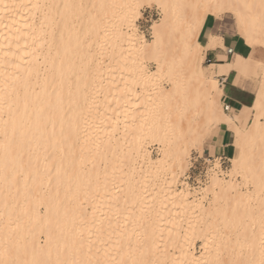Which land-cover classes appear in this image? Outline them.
Segmentation results:
<instances>
[{
	"label": "bare ground",
	"instance_id": "1",
	"mask_svg": "<svg viewBox=\"0 0 264 264\" xmlns=\"http://www.w3.org/2000/svg\"><path fill=\"white\" fill-rule=\"evenodd\" d=\"M93 6H100L99 15L90 13L89 27L78 24L97 45L92 54L73 27L78 0H0V261L259 264L264 64L259 77L244 74L260 89L243 130L224 110L220 81L203 77L201 66L208 51L223 46L212 26L227 14L251 48H264V0H99ZM154 6L161 19L148 41L136 24L142 9ZM75 53L86 58L97 82L82 119L76 107L82 110L85 98L71 86L79 68ZM107 53L114 54L115 71L114 63L104 65ZM47 118L55 130L50 123L41 137L37 124ZM224 124L236 132L232 169L227 155H214L202 198L186 184L179 190L190 152H202L209 133ZM153 142L163 152L158 161ZM163 171L171 175L160 182ZM196 238L203 241L199 256Z\"/></svg>",
	"mask_w": 264,
	"mask_h": 264
},
{
	"label": "crops",
	"instance_id": "2",
	"mask_svg": "<svg viewBox=\"0 0 264 264\" xmlns=\"http://www.w3.org/2000/svg\"><path fill=\"white\" fill-rule=\"evenodd\" d=\"M212 35L218 37L223 46L220 45L210 50L214 51L210 54H213V59L209 60V64L204 66L202 64L201 74L207 79L220 81L221 102L224 110L233 123L240 130H243V127L251 122L255 103V92L251 86L253 82L244 74L256 75L249 71V65L253 61L258 62V66L261 65V61H259L261 48H251L247 44L239 35L234 18L229 14L214 22ZM232 51L233 53H231ZM237 62H242L243 68L239 67L237 69L235 66ZM235 139V130L228 128L226 124L221 125L206 137L204 151L209 155L231 156L234 151L233 143Z\"/></svg>",
	"mask_w": 264,
	"mask_h": 264
},
{
	"label": "rangeland",
	"instance_id": "3",
	"mask_svg": "<svg viewBox=\"0 0 264 264\" xmlns=\"http://www.w3.org/2000/svg\"><path fill=\"white\" fill-rule=\"evenodd\" d=\"M98 1L99 0H78L81 12H80V15L75 16L72 20L73 21V27L76 31L78 39L80 41H83L85 43V45L88 46L89 52L92 51V54L95 51H98V48H97V45H95L94 40L92 38H90L91 35H90L89 30H88L89 29L88 27H89V21L91 20L90 13L93 12L96 16V15H99V13L102 11L100 6L99 7L93 6ZM81 5L83 7H81ZM142 13L143 14L141 15L140 19L137 21L136 29H137L139 36H144L146 38V40L151 41L152 37H153L152 36L153 23H155L161 19V12L159 11V9L156 6H154L151 8L150 7H144L142 9ZM79 22L80 23L87 22L88 27L87 26L82 27V25H78ZM259 48H261V47H259ZM259 52H260V56H261L259 61H261L260 64L263 65L264 64V48H261V51H259ZM211 53H214V51L208 52V56L205 59V62L202 63L203 66L205 64H209V60L213 59V54L210 55ZM105 57H106V61H105L104 65L110 64L111 62L114 63L112 68L115 71L116 67H115L114 54L107 53L105 55ZM93 60L95 61V59H93ZM75 61H76L79 68L76 72L72 73L73 74V80L71 82V86H73L75 84L77 87V96L79 95V97L83 96V98H85L83 101L84 104H83L82 110L79 111L78 107H76L77 113L79 114V118L82 119L84 116V112L86 110V107H87V103L92 98H94V96H92L91 94H92V91L97 87V82L95 81V79H96V77L94 75L95 73L93 71H91V72L86 71V68H85L86 58L84 56H81L79 53H77V54L75 53ZM146 64L150 70H153V71L156 70V65L154 62L146 61ZM260 66H258V62L253 61L252 64L249 65V69H250L249 71L251 73L258 75L257 77H259ZM163 85L168 87L167 83L164 81H163ZM252 87H253V90L255 92L254 102H256L255 100L258 97V92L260 89L259 83L252 84ZM257 89H258V91H257ZM252 113H253V111H252ZM247 126H248V124L245 125L243 127V129L247 128ZM247 130H249V129H247ZM247 130H245V131H247ZM150 151H151V156L153 157L154 160L158 161V160L163 158V152H162V150H160L159 145L156 142H153L151 144ZM203 151H204V149H203ZM202 152L198 151V150H192L190 152L191 155H190L189 160H190V165H191L190 167L191 168L185 174V176L183 178H181L180 182H178V185H177V188L179 190H181V189H183L182 185L186 184L188 189L192 193H194L196 196H198V198H202V196L204 195L202 193L203 191L201 192V189L206 187L205 185H206L207 179H205V178H207V172L209 169L208 167L213 165L215 162L214 161L215 160L214 155H209V154L205 153V151L203 153ZM226 157L228 159L227 161L225 160L226 166L229 168V170H231L232 166H233V162L229 158L230 157L229 155H227ZM191 162H192V164H191ZM170 175H171L170 171H163L159 174L158 181L162 182L163 179H165L167 176H170ZM194 194H192L191 197L194 198V196H195ZM209 198H211V196ZM42 212L44 213V209L42 210ZM185 217H191V216L185 215ZM26 222H27V214L23 217V221H22L23 225H25ZM44 240H45V237L42 235L41 241L43 243H44ZM202 242H203L202 238H196L195 239V250H196V254L198 256L202 254V245H203Z\"/></svg>",
	"mask_w": 264,
	"mask_h": 264
},
{
	"label": "snow or ice",
	"instance_id": "4",
	"mask_svg": "<svg viewBox=\"0 0 264 264\" xmlns=\"http://www.w3.org/2000/svg\"><path fill=\"white\" fill-rule=\"evenodd\" d=\"M81 7H83V6L81 5ZM101 7H103V5H101ZM218 7L227 8L229 11L232 10L230 6H226V5H218ZM244 7H248V6L244 5ZM200 19H202V18H198V20H197L198 24L200 22ZM262 27H264V24H262ZM24 103H25V108H26L27 107V103H28L27 99H25ZM47 121L48 122H46V123L45 122H41V123L37 124L39 135L41 137L46 135L47 129H48V126H49L50 123H51L53 131L55 130V124L51 122L50 118H47ZM0 264H7V262L0 261ZM122 264H137V262L135 260H129V261H126V262H122ZM248 264H254V262L249 261ZM259 264H264V259H261Z\"/></svg>",
	"mask_w": 264,
	"mask_h": 264
},
{
	"label": "built area",
	"instance_id": "5",
	"mask_svg": "<svg viewBox=\"0 0 264 264\" xmlns=\"http://www.w3.org/2000/svg\"><path fill=\"white\" fill-rule=\"evenodd\" d=\"M231 53H233V51Z\"/></svg>",
	"mask_w": 264,
	"mask_h": 264
}]
</instances>
